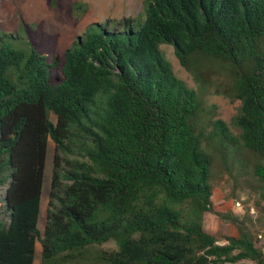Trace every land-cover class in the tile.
Segmentation results:
<instances>
[{
  "label": "trees",
  "instance_id": "16d2710c",
  "mask_svg": "<svg viewBox=\"0 0 264 264\" xmlns=\"http://www.w3.org/2000/svg\"><path fill=\"white\" fill-rule=\"evenodd\" d=\"M23 25L0 31V264H33L36 241L40 264H77L109 240L94 264H264V0H144L143 19L91 22L62 53ZM163 43L196 81L226 71L230 124L174 74ZM229 157L250 168L256 216L212 206L211 166ZM205 212L237 235L219 243Z\"/></svg>",
  "mask_w": 264,
  "mask_h": 264
},
{
  "label": "rangeland",
  "instance_id": "374dc122",
  "mask_svg": "<svg viewBox=\"0 0 264 264\" xmlns=\"http://www.w3.org/2000/svg\"><path fill=\"white\" fill-rule=\"evenodd\" d=\"M75 2H83L86 10L83 13L74 12ZM123 17L143 19L144 0H0V31L16 30L24 33L23 23H25L33 32L34 38L43 42L44 48H47L53 40V48L58 53H62L78 36H81L87 24L113 23L114 20ZM160 49L171 63L174 74L201 96L206 109L212 112V117H220L230 124L231 118L238 110L239 101L231 100L221 93L228 81L226 71L217 70L211 75L206 72V80L199 82L195 80L192 73L179 64L170 44L163 43ZM50 117L55 120L53 115ZM53 152L54 143L48 139L37 223L40 232L43 231L45 211L49 201ZM249 174L250 168L241 165L239 160L232 157L213 162L208 183L212 187L211 202L215 211L241 215L245 203L251 206L250 213L256 216L257 213L252 207L254 193L248 185ZM4 190L5 188L0 194H3ZM203 227L213 234L219 243L224 242L230 235H237V227L234 223L213 212L203 214ZM255 229L260 232L259 243L264 252V228L263 226L259 228L257 225ZM115 248L116 244L113 240L94 245L89 251L83 252V258H78L77 264H94L98 255L96 251ZM40 253L41 246L36 241L33 264H40Z\"/></svg>",
  "mask_w": 264,
  "mask_h": 264
},
{
  "label": "crops",
  "instance_id": "0c3cea01",
  "mask_svg": "<svg viewBox=\"0 0 264 264\" xmlns=\"http://www.w3.org/2000/svg\"><path fill=\"white\" fill-rule=\"evenodd\" d=\"M238 204V203H237ZM230 236H234V235H230ZM263 251V250H262Z\"/></svg>",
  "mask_w": 264,
  "mask_h": 264
},
{
  "label": "water",
  "instance_id": "95a60500",
  "mask_svg": "<svg viewBox=\"0 0 264 264\" xmlns=\"http://www.w3.org/2000/svg\"><path fill=\"white\" fill-rule=\"evenodd\" d=\"M80 36H78L77 38H79Z\"/></svg>",
  "mask_w": 264,
  "mask_h": 264
}]
</instances>
